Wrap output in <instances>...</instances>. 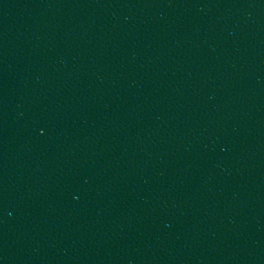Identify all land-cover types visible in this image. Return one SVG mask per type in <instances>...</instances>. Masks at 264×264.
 <instances>
[{"label": "water", "instance_id": "1", "mask_svg": "<svg viewBox=\"0 0 264 264\" xmlns=\"http://www.w3.org/2000/svg\"><path fill=\"white\" fill-rule=\"evenodd\" d=\"M0 264H264V0H0Z\"/></svg>", "mask_w": 264, "mask_h": 264}]
</instances>
